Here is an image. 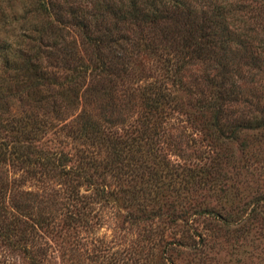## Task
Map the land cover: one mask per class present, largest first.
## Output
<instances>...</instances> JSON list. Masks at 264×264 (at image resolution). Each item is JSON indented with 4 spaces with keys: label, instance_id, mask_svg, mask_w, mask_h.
Segmentation results:
<instances>
[{
    "label": "trees",
    "instance_id": "obj_1",
    "mask_svg": "<svg viewBox=\"0 0 264 264\" xmlns=\"http://www.w3.org/2000/svg\"><path fill=\"white\" fill-rule=\"evenodd\" d=\"M218 1L10 2L22 38L0 39V264H61L76 251L69 230L112 206L132 228L118 264H200L202 246L261 226L264 195L225 206L218 180L226 141L264 125L263 106L231 116L232 67L264 66V0ZM141 51L155 72L137 70ZM195 118L199 139L172 124ZM197 140L207 149L184 155ZM96 248L81 250L97 264L109 246Z\"/></svg>",
    "mask_w": 264,
    "mask_h": 264
},
{
    "label": "rangeland",
    "instance_id": "obj_2",
    "mask_svg": "<svg viewBox=\"0 0 264 264\" xmlns=\"http://www.w3.org/2000/svg\"><path fill=\"white\" fill-rule=\"evenodd\" d=\"M11 1L12 0H0V39L4 38L11 44H14L19 42L22 35L21 30L17 28L20 19L12 15L16 7L14 6L12 8L10 6ZM216 1L219 2L218 0ZM226 1L234 2V5L241 3L239 0ZM240 14V11H236L233 16H239ZM231 21L236 26L235 30L240 32L238 37L243 39L245 37L244 34L247 35L249 31L241 27L242 22L237 18H232ZM2 52L4 51L0 47V54ZM10 54L11 53H8L9 57L12 56ZM21 59L22 56H18V60L21 61ZM134 63L135 66H137V70L142 67L145 70L148 68L150 72H155L157 70V61L155 57L153 58V55L145 51H141L139 55L135 56ZM1 67L2 61L0 58V70ZM196 67L197 65L193 64L187 66L184 75L185 80L191 68L193 69ZM200 67H202V65H200ZM232 68L231 74L235 83L232 92L234 94L233 96H236L237 101L233 105L234 114H231V116L238 115L240 112L247 114L254 113L257 108L264 107V66H260V70L256 71L254 68L248 67V65L240 61ZM10 70L11 72L13 71V69ZM254 71L255 73H253ZM21 72L22 71L19 70L18 73ZM5 82H7V84L27 83L25 81L12 80V78L8 81L5 80ZM172 124H177L178 126L185 124L184 131L189 132L192 136L199 139L201 134L198 131L201 126L200 120H196V118L188 122L184 120H173ZM191 144L193 145L183 147L184 155L187 154V156L191 158H193L192 150L207 149L202 140H197L195 143L191 142ZM225 145L226 151H230L232 156L229 157L226 162H223V166H225L223 170L227 172V177L221 181L218 180L219 184L223 187V191L221 192V190H219L220 192H218L220 204L222 203L228 206L229 204L232 205L234 203L246 201V203L240 205L248 209L250 206L248 204L254 202L249 201L247 204L249 199L256 200L259 195L260 197L264 195V125L251 128L240 125L238 131H235V140H227ZM167 151L169 152L168 157L171 160H182L172 149H167ZM201 192L205 193L210 191L202 189ZM221 193L222 196L220 197ZM207 198L208 197L205 196V200H207ZM257 201L263 203L261 212H259L261 226L257 227L256 224L259 225V222L256 221L258 223L255 222V225L251 227V229L243 232V240L237 235V240L235 239V242H231L230 244L228 243L229 240H225L228 235L223 233V238L221 239L220 237L217 243L213 244L211 250H209L206 245L202 246L201 250L204 251L205 254L200 264H264V200L259 201L258 199ZM105 210L106 214L102 219L92 217V220L95 222L87 227L86 230L81 229L79 226L74 230H69L70 234L68 237L74 238V247H76V251L69 253L73 258H66L65 256L62 261L63 264H96V262H91L89 256L85 257V253L82 250H90L94 245L98 248V246H103L104 243L109 246L107 249L109 255L107 259H102L101 262H98L100 260L94 257L98 260L97 264H118V251L128 242L127 237H129V232H127V230H132V228L130 229L127 223L122 222L119 211L113 214V206L105 208ZM256 210L257 208L254 209V211ZM228 232L230 234L234 233V231ZM53 237L60 239L56 237V235ZM50 242L52 248L57 246L52 242V239ZM77 251L79 254L76 253ZM58 259L61 258L58 257ZM15 262L16 264H22L20 260H15ZM62 262L60 263L62 264Z\"/></svg>",
    "mask_w": 264,
    "mask_h": 264
}]
</instances>
